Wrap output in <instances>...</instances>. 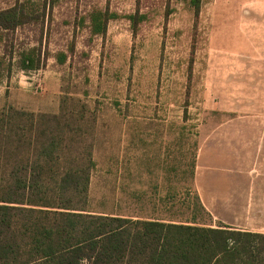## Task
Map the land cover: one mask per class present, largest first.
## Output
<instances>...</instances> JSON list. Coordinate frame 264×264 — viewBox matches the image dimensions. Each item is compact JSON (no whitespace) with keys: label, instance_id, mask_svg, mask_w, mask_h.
<instances>
[{"label":"rangeland","instance_id":"obj_1","mask_svg":"<svg viewBox=\"0 0 264 264\" xmlns=\"http://www.w3.org/2000/svg\"><path fill=\"white\" fill-rule=\"evenodd\" d=\"M14 6L25 23L0 27V114L58 116L50 128L67 148L47 176L92 152L89 213L222 225L187 183L200 137H264L263 98L252 94L264 39L256 60L242 33L250 10L264 26V0H0ZM105 15L106 34H94ZM27 56L36 67H23ZM6 142L0 188L23 153ZM173 179L181 193H160Z\"/></svg>","mask_w":264,"mask_h":264},{"label":"trees","instance_id":"obj_2","mask_svg":"<svg viewBox=\"0 0 264 264\" xmlns=\"http://www.w3.org/2000/svg\"><path fill=\"white\" fill-rule=\"evenodd\" d=\"M24 17L17 6L0 10V27L16 29ZM107 21L105 15L92 32L104 36ZM22 65L36 67L31 56ZM6 111L11 115L0 114V140L23 153L0 188V264H264V233L89 213L92 152L74 156L51 179L50 167L67 148L50 128L58 116Z\"/></svg>","mask_w":264,"mask_h":264},{"label":"crops","instance_id":"obj_3","mask_svg":"<svg viewBox=\"0 0 264 264\" xmlns=\"http://www.w3.org/2000/svg\"><path fill=\"white\" fill-rule=\"evenodd\" d=\"M248 13H250L249 19L246 20L247 25L242 31L243 45L252 48L256 56L264 39V26L261 25L262 20L258 19L260 12L254 9ZM255 58L260 59L259 56ZM257 77L259 80L257 85L253 86L252 94L263 98V103L264 74ZM102 172H110V170L106 169ZM160 185L167 187L160 191L164 194L176 195L182 190L181 182L175 179L160 180ZM187 185L190 197L191 195L197 197L207 214L219 220L222 225L264 233V137H200L198 147H195L194 169ZM190 205L193 209L194 202ZM93 214L144 219L121 212ZM144 220L191 224L165 218Z\"/></svg>","mask_w":264,"mask_h":264}]
</instances>
